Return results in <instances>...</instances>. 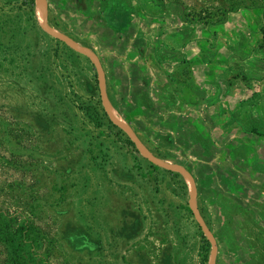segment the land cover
<instances>
[{"label":"rangeland","instance_id":"rangeland-1","mask_svg":"<svg viewBox=\"0 0 264 264\" xmlns=\"http://www.w3.org/2000/svg\"><path fill=\"white\" fill-rule=\"evenodd\" d=\"M47 5L50 26L98 55L117 116L193 175L216 264H264V0ZM188 200L110 123L93 64L40 28L34 0H0V212L16 238L28 229L23 249L48 264H208Z\"/></svg>","mask_w":264,"mask_h":264},{"label":"water","instance_id":"water-1","mask_svg":"<svg viewBox=\"0 0 264 264\" xmlns=\"http://www.w3.org/2000/svg\"><path fill=\"white\" fill-rule=\"evenodd\" d=\"M36 7L39 11V25L40 28L50 37L55 40H58L72 49L74 52L83 55L86 57L94 66L96 72V79L98 85V91L100 96L101 105L103 107V111L107 116L108 120L112 125L121 130L126 134L128 139L132 142L138 153L149 163L152 165L167 170L169 172L177 173L181 175L188 183L189 186V200L188 206L192 212L193 218L197 225L199 226L201 232L206 237V239L210 243V255L208 259V264H216V256H217V244L214 234L211 232L207 224L204 222L201 213L199 211L196 195L197 188L196 182L191 174V172L185 168L184 166L176 163H171L165 161L158 156L154 155L141 141L136 132L133 130L131 125L117 116L112 103L108 97L107 89H106V77L103 66L98 55L91 50L89 47L81 45L73 38L68 35L58 31L57 29L50 26L48 22V5L47 0H34Z\"/></svg>","mask_w":264,"mask_h":264},{"label":"trees","instance_id":"trees-1","mask_svg":"<svg viewBox=\"0 0 264 264\" xmlns=\"http://www.w3.org/2000/svg\"><path fill=\"white\" fill-rule=\"evenodd\" d=\"M24 231V234H22L23 231H17V237L19 238H16L15 235L7 230L4 218H2L0 212V243L6 247L7 251L4 264H48L47 260H43L38 253L26 252L23 249L26 241L29 240V233H27L28 229ZM40 239L41 238L35 234V238H31L30 241L35 242V246L37 247L41 242Z\"/></svg>","mask_w":264,"mask_h":264}]
</instances>
